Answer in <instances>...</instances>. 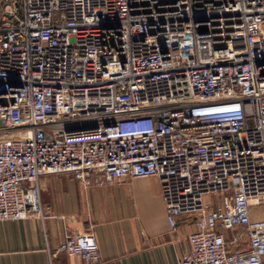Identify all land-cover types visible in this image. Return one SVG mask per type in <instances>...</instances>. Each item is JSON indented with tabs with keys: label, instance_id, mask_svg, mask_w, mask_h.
I'll return each mask as SVG.
<instances>
[{
	"label": "built area",
	"instance_id": "1",
	"mask_svg": "<svg viewBox=\"0 0 264 264\" xmlns=\"http://www.w3.org/2000/svg\"><path fill=\"white\" fill-rule=\"evenodd\" d=\"M58 173L155 176L176 264H264V0H0V221ZM58 249L103 264L89 227Z\"/></svg>",
	"mask_w": 264,
	"mask_h": 264
},
{
	"label": "crops",
	"instance_id": "2",
	"mask_svg": "<svg viewBox=\"0 0 264 264\" xmlns=\"http://www.w3.org/2000/svg\"><path fill=\"white\" fill-rule=\"evenodd\" d=\"M89 181L41 176L43 216L0 221V264H84L58 247L65 234L87 227L103 264H176L189 250L195 217L183 215L170 228L157 177ZM251 216L264 218V204L252 207Z\"/></svg>",
	"mask_w": 264,
	"mask_h": 264
}]
</instances>
